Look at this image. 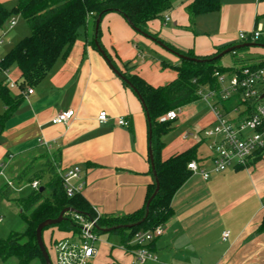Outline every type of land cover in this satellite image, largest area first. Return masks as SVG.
Wrapping results in <instances>:
<instances>
[{
  "label": "crops",
  "instance_id": "1",
  "mask_svg": "<svg viewBox=\"0 0 264 264\" xmlns=\"http://www.w3.org/2000/svg\"><path fill=\"white\" fill-rule=\"evenodd\" d=\"M189 1L175 0L162 19L148 23L149 31L199 56L242 42L240 31L259 26L264 42V0H220L218 11L198 15L192 26L185 9ZM100 41L119 71L137 74L155 87L177 76L175 66L181 58L135 30L119 12H108L102 18ZM94 42L95 22L90 18L67 55L58 58L7 119L0 137V170L4 173L0 187L14 181L33 160L34 172L44 169L47 153L40 141L46 140L63 169L80 167V193L100 215H123L143 207L152 182L148 119L139 96L125 86ZM144 47L154 56L148 58ZM256 55L264 56V52ZM68 109L76 111L68 124L51 121ZM184 109L178 119L190 113ZM101 111L108 114L104 123L98 120ZM121 117L128 124H119ZM212 121L211 112L196 128L167 133L163 159L196 147V161L212 170L205 139L183 138L184 133L205 128ZM11 168L14 173H8ZM263 199L264 153L249 166L213 170L207 180L192 171L172 198L174 213L165 224V233L150 244L159 261L144 264H264ZM225 231L230 232L227 240L223 239ZM58 233V238L70 234ZM94 264L137 263L132 254L117 247L97 248Z\"/></svg>",
  "mask_w": 264,
  "mask_h": 264
},
{
  "label": "trees",
  "instance_id": "2",
  "mask_svg": "<svg viewBox=\"0 0 264 264\" xmlns=\"http://www.w3.org/2000/svg\"><path fill=\"white\" fill-rule=\"evenodd\" d=\"M174 1L17 0V4L12 10H8L0 3V32L8 20L15 15L22 16L30 28V34L18 41L3 56L2 66L4 68L16 66L20 70V75L17 78L19 82L18 93H14L4 82H0V100L5 106L3 113H0V137L7 119L24 100L22 91L41 82L58 58L67 55L80 30L87 26L90 18H93L96 26V21L100 15L102 20L108 12H119L135 29H139L149 36L160 40L173 53L198 58L197 60L181 58L180 64L175 66L177 71L176 78L168 84L158 87L147 83L137 74L120 70L130 81L128 83L124 80L125 86L133 90L137 95L139 93L144 101V103L141 102L146 114L148 113L149 115V149L153 156L152 166L149 153L152 182L148 186L143 207L123 215H101L98 218L96 225L97 234L100 235L107 232L118 235L123 244H128L136 232L149 230L169 221L174 213L172 198L192 172L188 168V163L193 159L196 160V147L163 159V137L170 132L172 127L171 121L162 119L165 113L199 99L198 90L200 87L209 86L217 89L219 84L214 76L215 70L226 72L234 68L264 64V56H254L253 53L247 51L250 46H242L231 51L235 60L240 62L236 66L226 67L221 65L220 60L223 56L215 58L226 48L237 44L245 42L264 43L260 37L254 42L231 43L218 48L213 54L199 56L192 50H182L159 38L157 34L151 33L148 29V23L153 19H162L163 15L173 8ZM220 7V0H191L185 5L191 26L198 15L218 11ZM95 38H97L103 48L100 41V26ZM105 52L107 53L106 50ZM241 53L243 55H240ZM108 57L114 63L110 55ZM114 65L116 67V64ZM129 69L127 66L128 71ZM222 103L227 111L233 105L238 104L233 98ZM263 153L259 152L255 158H260ZM153 167L156 173H154ZM30 169L32 168L23 169L16 179L23 180L24 175ZM45 177L46 183L42 185V179ZM34 179L41 181L39 189H32L27 195L14 198L19 207L20 217L25 222V228L22 231H12L7 238H0V264H6L13 257L17 259L19 264H31L37 260L42 264H46L37 243L36 229L42 221L49 218H57L65 207H72L75 211L66 213L63 221L49 225L43 230V239L45 231L50 233L51 250L54 243L61 239L54 237L56 231L72 233L79 230L80 225L76 220L77 215H82L85 218L97 216V211L81 193H77L72 197L66 195L63 182L58 176L48 154L46 155L44 169L35 171L30 182ZM11 181L13 182V180ZM157 181L159 182V188L156 191ZM41 187H44L43 190L40 189ZM14 189L8 182L3 184L0 187L2 199L10 200L15 193ZM148 202L150 203L147 207ZM260 230L264 231V216ZM50 257L53 262L51 254Z\"/></svg>",
  "mask_w": 264,
  "mask_h": 264
},
{
  "label": "built area",
  "instance_id": "3",
  "mask_svg": "<svg viewBox=\"0 0 264 264\" xmlns=\"http://www.w3.org/2000/svg\"><path fill=\"white\" fill-rule=\"evenodd\" d=\"M168 20V16H166ZM17 22V17L12 16L7 24L8 29H12ZM7 29V30H8ZM262 28L259 26L255 30L240 31L239 38L242 41H256L261 35ZM0 34V82H4L12 91H19L18 80L10 78L9 69L2 66L4 53L2 51L6 34L5 29ZM214 76L218 80L217 89L209 86L200 87L198 94L211 108L213 121L209 126L193 132L184 133L183 138H192L196 141L205 139L209 159L212 162V170H208L192 160L188 163V168L202 175L207 180L211 171H225L231 167L249 166L258 153L264 152V64L249 65L241 68H234L230 71L221 72L215 70ZM34 92L33 87L22 91L24 97H28ZM234 99L238 104L227 111L223 101ZM185 106H179L165 113L163 120H176L185 113ZM76 115L74 109L61 111L52 118L54 124H68ZM108 114L101 111L98 120L106 122ZM121 125L128 124L124 117L118 119ZM50 160L53 162L58 176L63 182V186L68 197L75 196L83 189L81 182V169L79 166L62 168L51 152L52 144L46 140H41ZM4 175L0 170V177ZM14 187L11 180L7 181ZM41 181L34 179L30 182L33 190L39 189ZM264 209V199L262 201ZM101 215L97 212L94 218H85L77 215L79 230L72 232L68 236L57 240L53 247V264H94L97 254L96 242L99 235L96 232L98 218ZM2 217L0 216V223ZM166 225L160 224L149 230L136 232L128 244L121 243L118 247L124 252H128L135 257L137 264H144L148 261H159L157 253L152 249L151 243L165 233ZM230 232H223V239L227 240Z\"/></svg>",
  "mask_w": 264,
  "mask_h": 264
},
{
  "label": "rangeland",
  "instance_id": "4",
  "mask_svg": "<svg viewBox=\"0 0 264 264\" xmlns=\"http://www.w3.org/2000/svg\"><path fill=\"white\" fill-rule=\"evenodd\" d=\"M0 3L3 4L8 10H12L17 4V0H0ZM15 16L17 17V22L12 29L9 30L7 28L8 27L7 23L4 26V29L6 31V34L4 35L5 43L2 49L4 54L7 53L12 47H14V45H16L18 41H20L22 38L30 34V28L26 20L20 15H15ZM1 33L2 32H0V34ZM144 49L148 55V58H150L151 55L154 56L152 50L146 47H144ZM247 51L254 54L262 53L264 52V47L250 46ZM239 63L240 62H237L233 57L232 52L225 54L220 60V64L226 67L236 66ZM9 75L11 79L17 80V78L20 75L19 68L16 66H11L9 69ZM185 108L186 109L188 108L190 110V113L185 118L176 119L173 122V129L170 131V135L173 133L175 135L187 127L188 128L190 127V129L198 127L199 121L202 118H206L211 113L210 106L202 98H199L196 101L185 105ZM2 111H3V102L0 100V112ZM204 148L206 147H202L201 149L204 150ZM33 162L34 160L32 162L27 163V166L25 168H32V169L27 171V173L24 175L23 180H17L16 177L13 178L15 193L12 195V198L10 200H4L0 195V216L2 217V219L4 217L2 223H0V238H7L12 231H22L25 228V222L20 217L19 207L14 198L18 196L19 197L25 196L32 190L30 187V181L34 175ZM13 168L9 169L8 173H14L11 172ZM45 183H46V177L42 179V185H44ZM49 234L50 233L48 231L44 232V240L48 248V251L53 257V251L51 250V246H50L51 238ZM58 236L59 233L58 231H56L54 237L58 238ZM120 244H121V238L118 235L104 232L99 235V239L96 242V247L101 250L103 248H117ZM6 264H19V263L17 259L13 257L10 258ZM31 264H42V263L39 260H37L32 262Z\"/></svg>",
  "mask_w": 264,
  "mask_h": 264
},
{
  "label": "water",
  "instance_id": "5",
  "mask_svg": "<svg viewBox=\"0 0 264 264\" xmlns=\"http://www.w3.org/2000/svg\"><path fill=\"white\" fill-rule=\"evenodd\" d=\"M100 22H101V15L99 16V18L96 21L95 36H97V32H98V29H99V26H100ZM135 30H137L138 32H140L141 34H143V35H145L147 37L152 38L153 40L157 41L161 46H163L165 49L169 50V48L164 43H162L160 40H157V39L149 36L147 33H144L142 31H140L139 29H135ZM95 45L98 48V50L102 53V55L105 57V59L107 60V62L111 66V68L116 72V74H118L126 82L130 83V81L112 64L111 59L108 57V55L105 52V50L101 47V45L99 44L97 38H95ZM255 45L264 47V43H246L245 42V43L237 44L235 46L226 48L225 50L220 52L217 56H215V58L222 57L225 54L233 51L234 49L240 48L242 46H255ZM171 52H173V51H171ZM176 55L179 56L180 58H185V59H194V60L198 59V58H191V57L185 56V55L180 54V53H176ZM133 88L136 90L135 87H133ZM138 96L141 99V101L144 103V101H143V99H142V97H141V95L139 93H138ZM147 119H149L148 113H147ZM149 153H150V158H151V164L153 166V156H152V153H151L150 149H149ZM153 170H154V173H156L154 167H153ZM43 188L44 187H41L40 189L43 190ZM158 188H159V182L157 181V189H156V191L158 190ZM149 203L150 202L147 203V207L149 206ZM72 211H75V209L72 208V207H65L61 211L60 215L57 218H49V219H46V220L42 221L38 225V227L36 229L37 243L39 245L40 251H41V253H42V255H43L44 259H45L46 264H53V262L51 260L50 253L48 252V250L46 248V245H45V242H44V239H43V230H44L45 227H47L49 225H54V224L60 223L61 221H63L65 219V214L68 213V212H72Z\"/></svg>",
  "mask_w": 264,
  "mask_h": 264
}]
</instances>
